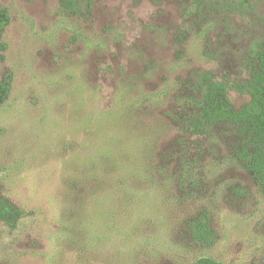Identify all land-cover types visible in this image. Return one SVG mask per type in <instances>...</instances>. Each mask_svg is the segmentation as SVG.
Listing matches in <instances>:
<instances>
[{
  "label": "rangeland",
  "instance_id": "rangeland-1",
  "mask_svg": "<svg viewBox=\"0 0 264 264\" xmlns=\"http://www.w3.org/2000/svg\"><path fill=\"white\" fill-rule=\"evenodd\" d=\"M78 7L0 0V264H264V132L201 117L250 103L264 0Z\"/></svg>",
  "mask_w": 264,
  "mask_h": 264
},
{
  "label": "trees",
  "instance_id": "trees-1",
  "mask_svg": "<svg viewBox=\"0 0 264 264\" xmlns=\"http://www.w3.org/2000/svg\"><path fill=\"white\" fill-rule=\"evenodd\" d=\"M62 7L71 13L79 12V0H59ZM89 1V0H86ZM9 23L7 10L0 9V38L4 33L6 25ZM258 64L253 74L250 84L251 101L242 110L236 111L226 98L225 90L220 85L209 86L203 96L201 117L205 124L212 125L219 122H229L242 127L246 132H264V54L258 56ZM9 86L5 82H0V105L7 99ZM248 158L249 156L246 155ZM250 168L259 167L258 159L255 155L249 160ZM11 215L10 207L0 201V220L8 221ZM195 235L200 238H208L209 229L202 223L194 225Z\"/></svg>",
  "mask_w": 264,
  "mask_h": 264
}]
</instances>
